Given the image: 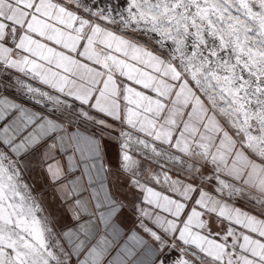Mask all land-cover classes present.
Masks as SVG:
<instances>
[{
	"label": "snow or ice",
	"instance_id": "1",
	"mask_svg": "<svg viewBox=\"0 0 264 264\" xmlns=\"http://www.w3.org/2000/svg\"><path fill=\"white\" fill-rule=\"evenodd\" d=\"M0 264H264V0H0Z\"/></svg>",
	"mask_w": 264,
	"mask_h": 264
},
{
	"label": "crops",
	"instance_id": "2",
	"mask_svg": "<svg viewBox=\"0 0 264 264\" xmlns=\"http://www.w3.org/2000/svg\"><path fill=\"white\" fill-rule=\"evenodd\" d=\"M53 195H54V194L51 193V191H49V193H48V199H51ZM57 203H58V201H57ZM66 222H67V221H66Z\"/></svg>",
	"mask_w": 264,
	"mask_h": 264
},
{
	"label": "rangeland",
	"instance_id": "3",
	"mask_svg": "<svg viewBox=\"0 0 264 264\" xmlns=\"http://www.w3.org/2000/svg\"><path fill=\"white\" fill-rule=\"evenodd\" d=\"M6 95H8L9 93H5Z\"/></svg>",
	"mask_w": 264,
	"mask_h": 264
}]
</instances>
